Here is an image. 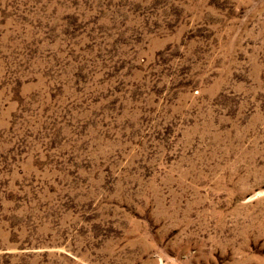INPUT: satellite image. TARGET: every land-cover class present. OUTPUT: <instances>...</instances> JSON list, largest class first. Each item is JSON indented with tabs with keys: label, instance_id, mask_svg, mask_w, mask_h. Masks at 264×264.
<instances>
[{
	"label": "rangeland",
	"instance_id": "1",
	"mask_svg": "<svg viewBox=\"0 0 264 264\" xmlns=\"http://www.w3.org/2000/svg\"><path fill=\"white\" fill-rule=\"evenodd\" d=\"M0 264H264V0H0Z\"/></svg>",
	"mask_w": 264,
	"mask_h": 264
}]
</instances>
